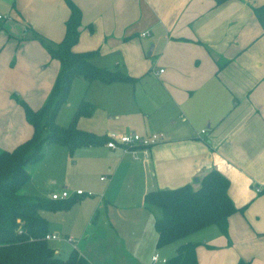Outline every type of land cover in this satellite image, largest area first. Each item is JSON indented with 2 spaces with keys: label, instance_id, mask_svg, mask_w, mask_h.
I'll use <instances>...</instances> for the list:
<instances>
[{
  "label": "crops",
  "instance_id": "0c3cea01",
  "mask_svg": "<svg viewBox=\"0 0 264 264\" xmlns=\"http://www.w3.org/2000/svg\"><path fill=\"white\" fill-rule=\"evenodd\" d=\"M71 1L82 12L73 50L93 51L95 66L130 77L112 83L76 77L74 85L87 92L82 101L88 95L96 107L77 126L102 137L163 133L164 140L138 160L105 144L68 149L60 160H74L86 188L64 178L61 191L86 194L74 195L68 209L42 211L49 233L91 264H166L183 241L172 243L179 245L169 257L159 253L161 211L145 196L188 184L197 189L217 170L229 180L238 210L184 243H197V264H264V32L254 12L264 0ZM0 14L6 17L0 21L2 152L33 135L16 91L33 110L46 104L61 69L46 45L63 40L70 9L65 0H0ZM18 63L31 72L21 81Z\"/></svg>",
  "mask_w": 264,
  "mask_h": 264
},
{
  "label": "trees",
  "instance_id": "16d2710c",
  "mask_svg": "<svg viewBox=\"0 0 264 264\" xmlns=\"http://www.w3.org/2000/svg\"><path fill=\"white\" fill-rule=\"evenodd\" d=\"M70 15L63 40L53 48L46 45L52 59L61 69L46 104L33 110L24 102L26 117L33 128L32 137L12 151L0 152V264H91L76 249L66 258L48 246L49 221L42 211L68 209L77 199L47 200L22 193L31 180L27 165L38 163L47 148L58 144L73 151L85 145L105 144L108 136H97L77 126L81 116H90L95 105L83 100L67 127L57 124L61 106L66 103L76 77L104 83L128 81L129 76L99 68L92 62L95 52H75L82 26V12L71 0H65ZM221 3L224 0H215ZM264 32V4L254 8ZM46 133V134H45ZM230 182L217 170L200 180V187L184 185L175 189L154 190L145 201L161 211L155 221L158 248L178 242L186 236L212 225H218L238 210L229 196ZM197 243L178 246L174 257L166 264H197Z\"/></svg>",
  "mask_w": 264,
  "mask_h": 264
},
{
  "label": "rangeland",
  "instance_id": "374dc122",
  "mask_svg": "<svg viewBox=\"0 0 264 264\" xmlns=\"http://www.w3.org/2000/svg\"><path fill=\"white\" fill-rule=\"evenodd\" d=\"M26 61L28 60L26 55ZM45 66V64L42 65V67ZM41 67V68H42ZM11 68V67H10ZM15 70L18 72V80L21 81L23 77H27L31 75L30 70H25V65L21 66L19 63L16 65ZM20 85H24V82L18 83ZM80 82H76L75 85L73 83L69 96L67 98L66 103H64L57 115L56 122L58 125L67 127V125L70 123L71 118L76 111L78 104L82 101V96L85 91L83 87L79 86ZM20 93V94H19ZM16 98H17V106L20 107L23 106L22 102L26 98V96L21 95V89H17L16 91ZM33 96V94H31ZM88 95L85 97V101L87 100ZM82 98V99H81ZM20 111L21 108H19ZM23 111H25L23 109ZM80 128V127H79ZM46 134V133H45ZM68 149L63 148L58 145L51 146L49 149L47 148L45 152V156L36 164H29L27 165V169L29 170L31 174V180L28 182V184L22 189V193L30 196H38L40 198H51V194L54 190L61 191L62 189V181L63 179L70 178L72 183H77V185L82 186L83 188H86V176L83 173H75L76 167L72 164L74 160H60L62 157H68L67 154ZM105 177V176H104ZM50 222L53 223V225L56 223V217L50 216ZM192 239V238H190ZM183 241V242H182ZM185 240H180L179 243H184ZM179 243L167 245L164 247V249L160 250V254L164 257H169V250L173 249V247H176L179 245ZM48 246L51 249L60 250L61 257L66 258L68 256V253L73 250L70 245L67 243L61 242V241H55L51 240L48 241ZM70 250V251H69ZM103 264L109 262L107 259H103ZM102 262V261H101ZM157 264H163V263H157Z\"/></svg>",
  "mask_w": 264,
  "mask_h": 264
},
{
  "label": "built area",
  "instance_id": "2783aa9c",
  "mask_svg": "<svg viewBox=\"0 0 264 264\" xmlns=\"http://www.w3.org/2000/svg\"><path fill=\"white\" fill-rule=\"evenodd\" d=\"M6 17L0 14V21H3ZM145 35V34H143ZM109 140L106 143V146L110 149H118L120 148L125 153L131 155V157L135 160L140 158V153H143L145 156H148V149L151 146L158 144L159 142L164 140L163 133H154L150 136H141L136 133H117L111 132L108 135ZM257 191H260L259 189ZM86 194L85 191L78 189L74 193H71L68 190H63L59 193H53L51 199L52 200H66L75 196H82ZM88 195L93 193L88 192ZM47 241L62 240L61 237L57 234H47L45 236ZM64 241L68 243H73V239L71 237H65ZM159 260L158 255H154L152 257V262H157ZM164 262H166L164 260Z\"/></svg>",
  "mask_w": 264,
  "mask_h": 264
},
{
  "label": "bare ground",
  "instance_id": "6f19581e",
  "mask_svg": "<svg viewBox=\"0 0 264 264\" xmlns=\"http://www.w3.org/2000/svg\"><path fill=\"white\" fill-rule=\"evenodd\" d=\"M83 197V196H82Z\"/></svg>",
  "mask_w": 264,
  "mask_h": 264
}]
</instances>
